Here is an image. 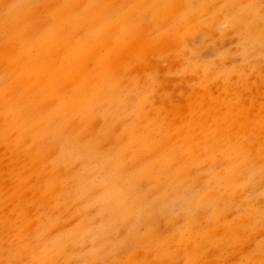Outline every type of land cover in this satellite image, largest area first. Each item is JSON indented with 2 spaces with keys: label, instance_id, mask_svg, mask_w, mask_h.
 I'll return each mask as SVG.
<instances>
[{
  "label": "rangeland",
  "instance_id": "1",
  "mask_svg": "<svg viewBox=\"0 0 264 264\" xmlns=\"http://www.w3.org/2000/svg\"><path fill=\"white\" fill-rule=\"evenodd\" d=\"M0 264H264V0H0Z\"/></svg>",
  "mask_w": 264,
  "mask_h": 264
},
{
  "label": "bare ground",
  "instance_id": "2",
  "mask_svg": "<svg viewBox=\"0 0 264 264\" xmlns=\"http://www.w3.org/2000/svg\"><path fill=\"white\" fill-rule=\"evenodd\" d=\"M218 1H219V0H218ZM212 4H213V3H212ZM229 4H230V3H229ZM178 5H179V4H178ZM178 5H177V6H178ZM210 5H211V4H210ZM208 6H209V5H208ZM37 7H38V6H37ZM254 7H255V6H254ZM229 8H230V7H229ZM234 8H235V7H234ZM167 10H168V8H167ZM240 12H241V11H240ZM249 12H250V11H249ZM248 14H249V13H248ZM243 15H244V14H243ZM243 15H242V16H243ZM96 16H98V15H96ZM244 18H245V17H244ZM253 18H254V17H253ZM97 20H98V19H97ZM193 20H194V19H193ZM237 20H238V19H237ZM243 20H244V19H243ZM189 26H190V25H189ZM190 27H191V26H190ZM195 28H196V27H195ZM191 29H192V28H191ZM198 29H199V28H198ZM254 33H255V32H254ZM164 37H165V36H164ZM156 38H157V37H156ZM168 38H169V37H168ZM173 38H174V37H173ZM141 39H144V38H141ZM145 39H147V38H145ZM145 39H144V40H145ZM149 39H150V38H149ZM154 39H155V38H154ZM162 39H163V38H162ZM174 39H175V38H174ZM137 40H138V39H137ZM159 40H160V39H159ZM151 41H152V40H151ZM172 41H173V40H172ZM172 41H171V44H172ZM141 42H142V41H141ZM141 42H140V43H141ZM164 42H166V38H165V41H164ZM176 42H177V41H176ZM149 43H150V42H149ZM166 43L168 44V41H167ZM144 44H145V41H144ZM162 44H164V43H162ZM136 45H137V43H136ZM157 45H159V42H158ZM160 45H161V43H160ZM177 45H178V44H177ZM131 46L133 47V44H132ZM166 46H167V45H166ZM169 46H172V45L169 44ZM174 46H175V42H174ZM137 47H138V46H137ZM175 47H176V46H175ZM147 48H148V47H147ZM153 48H154V46L152 47V49H153ZM156 48H157V47H156ZM159 48H160V47H159ZM164 48L166 49V47H164ZM170 48H171V47H170ZM127 49H128V48H127ZM148 50H149V48H148ZM158 50H159V49H158ZM128 51H129V50H128ZM147 53H148V52H147ZM123 54H124V53H123ZM126 54H127V53H126ZM127 55H128V54H127ZM171 56H172V55H171ZM172 57H173V56H172ZM152 60H153V59H152ZM150 61H151V60H150ZM153 61H154V60H153ZM160 62H162V61H160ZM148 63H149V62H148ZM155 63H156V62H155ZM159 64H160V63H159ZM170 64H171V63H170ZM139 65H140V64H139ZM164 65H165V64H164ZM164 65H163V66H164ZM176 65H177V64H176ZM147 66H148V65H147ZM150 66H151V65H150ZM169 66H170V65H169ZM158 67H159V65H158ZM161 68H162V67H161ZM164 68H165V67H164ZM170 68L172 69L171 66H170ZM140 69H141V68H140ZM146 69H147V68H146ZM63 70H64V69H63ZM66 70H67V69H66ZM68 70H69V68H68ZM137 70L139 71L138 68H137ZM158 70H160V69H158ZM162 70H164V69H161V71H162ZM64 71H65V70H64ZM159 77H160V75H159ZM160 78H161V77H160ZM174 97H175V96H174ZM184 108H185V107H184ZM44 122H45V121H44ZM54 149H55V148H54ZM54 149H53V150H54ZM233 179H234V178H233ZM233 179H232V180H233ZM234 182H235V181H233L232 184H233ZM230 183H231V182H230ZM237 184H238V183H237ZM234 185H235V183H234ZM238 186H239V185H238ZM120 191H121V190H120ZM153 201H154V200H153Z\"/></svg>",
  "mask_w": 264,
  "mask_h": 264
}]
</instances>
